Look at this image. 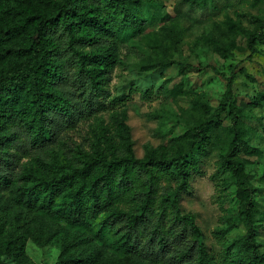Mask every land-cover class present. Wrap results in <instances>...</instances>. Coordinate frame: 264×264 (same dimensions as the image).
<instances>
[{
	"label": "trees",
	"instance_id": "1",
	"mask_svg": "<svg viewBox=\"0 0 264 264\" xmlns=\"http://www.w3.org/2000/svg\"><path fill=\"white\" fill-rule=\"evenodd\" d=\"M141 1L0 0V260L35 264L26 254L34 240L60 248L56 264H264L255 238L257 189L240 157L255 148L234 99V71L222 164L235 179L237 219L249 230L226 241L222 256L208 249L181 200L199 168L197 152L215 138L226 141L218 133L226 99L175 138L172 154L148 147L137 156L125 112L115 114L121 145L106 135L81 163L53 146L87 116L110 109L107 73L120 40L143 28ZM263 33L250 35L248 57Z\"/></svg>",
	"mask_w": 264,
	"mask_h": 264
},
{
	"label": "rangeland",
	"instance_id": "2",
	"mask_svg": "<svg viewBox=\"0 0 264 264\" xmlns=\"http://www.w3.org/2000/svg\"><path fill=\"white\" fill-rule=\"evenodd\" d=\"M206 6L189 0L141 1L143 28L130 31L117 47V62L107 73L110 109L87 116L78 127L53 144L76 163L93 154L106 135L120 138L115 114H127L137 156L148 147L172 154L175 138L214 113L226 99L229 78L235 72L234 99L242 108L243 127L253 153H241L248 180L257 189L258 226L255 238L264 251V33L253 56L252 33L263 31L264 0H207ZM108 98V99H109ZM225 100L221 132L206 150L197 152L199 168L183 192V213H195L208 249L222 256L225 242L244 236L249 227L237 219L239 201L235 179L222 164L229 146L231 117ZM116 114V115H117ZM233 222L228 231L223 230ZM56 244L29 240L27 261L56 264ZM0 264H28L3 256Z\"/></svg>",
	"mask_w": 264,
	"mask_h": 264
}]
</instances>
